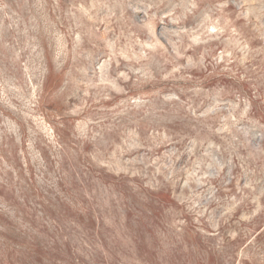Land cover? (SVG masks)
Returning a JSON list of instances; mask_svg holds the SVG:
<instances>
[{"label": "rangeland", "instance_id": "374dc122", "mask_svg": "<svg viewBox=\"0 0 264 264\" xmlns=\"http://www.w3.org/2000/svg\"><path fill=\"white\" fill-rule=\"evenodd\" d=\"M0 264H264V0H0Z\"/></svg>", "mask_w": 264, "mask_h": 264}]
</instances>
